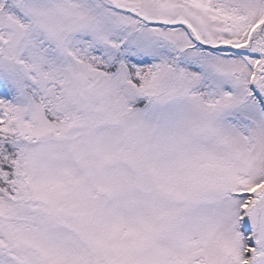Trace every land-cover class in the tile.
<instances>
[{"label":"snow or ice","instance_id":"obj_1","mask_svg":"<svg viewBox=\"0 0 264 264\" xmlns=\"http://www.w3.org/2000/svg\"><path fill=\"white\" fill-rule=\"evenodd\" d=\"M0 264H264V0H0Z\"/></svg>","mask_w":264,"mask_h":264}]
</instances>
